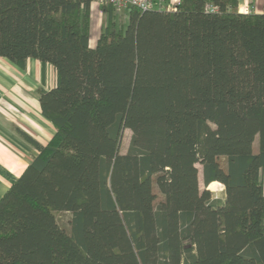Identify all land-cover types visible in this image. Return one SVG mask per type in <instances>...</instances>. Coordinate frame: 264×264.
Instances as JSON below:
<instances>
[{"label": "trees", "instance_id": "16d2710c", "mask_svg": "<svg viewBox=\"0 0 264 264\" xmlns=\"http://www.w3.org/2000/svg\"><path fill=\"white\" fill-rule=\"evenodd\" d=\"M91 3L0 0V57L55 72V131L26 137L38 154L0 198V264H264V13L179 0L123 25L102 6L90 47Z\"/></svg>", "mask_w": 264, "mask_h": 264}, {"label": "crops", "instance_id": "0c3cea01", "mask_svg": "<svg viewBox=\"0 0 264 264\" xmlns=\"http://www.w3.org/2000/svg\"><path fill=\"white\" fill-rule=\"evenodd\" d=\"M169 2V0H167ZM249 7L256 14L264 13V0H238L239 7ZM118 21L127 23L124 11L117 12ZM106 11L90 5L89 46L94 47L106 23ZM55 85L51 65L29 59L21 69L0 57V198L22 174L38 150L26 137L46 145L55 129L42 115L38 91Z\"/></svg>", "mask_w": 264, "mask_h": 264}, {"label": "built area", "instance_id": "2783aa9c", "mask_svg": "<svg viewBox=\"0 0 264 264\" xmlns=\"http://www.w3.org/2000/svg\"><path fill=\"white\" fill-rule=\"evenodd\" d=\"M179 0H92L99 6H111L116 12L126 11L129 8H136L141 11L158 9L166 12H172L176 10ZM210 11H214V8H208ZM241 13H251L252 10L249 7H239Z\"/></svg>", "mask_w": 264, "mask_h": 264}, {"label": "rangeland", "instance_id": "374dc122", "mask_svg": "<svg viewBox=\"0 0 264 264\" xmlns=\"http://www.w3.org/2000/svg\"><path fill=\"white\" fill-rule=\"evenodd\" d=\"M130 136H131V132L129 130H124L122 133V137H121V142H120V149H119V153L124 154L127 150L128 144H129V140H130ZM256 143H257V139L254 142L253 145V150L256 152ZM197 169H198V183H199V187L200 189H204V185L202 182V172H201V166L199 164H197ZM207 189V187H206ZM209 190V189H208ZM213 196H218V197H223V186L216 182L213 185V190H211V185H210V190H209ZM158 197L160 198V196L158 195ZM68 218V214H57V221L58 223L63 226H65V222Z\"/></svg>", "mask_w": 264, "mask_h": 264}, {"label": "bare ground", "instance_id": "6f19581e", "mask_svg": "<svg viewBox=\"0 0 264 264\" xmlns=\"http://www.w3.org/2000/svg\"><path fill=\"white\" fill-rule=\"evenodd\" d=\"M213 190V189H212Z\"/></svg>", "mask_w": 264, "mask_h": 264}, {"label": "water", "instance_id": "95a60500", "mask_svg": "<svg viewBox=\"0 0 264 264\" xmlns=\"http://www.w3.org/2000/svg\"><path fill=\"white\" fill-rule=\"evenodd\" d=\"M208 190V189H207Z\"/></svg>", "mask_w": 264, "mask_h": 264}]
</instances>
